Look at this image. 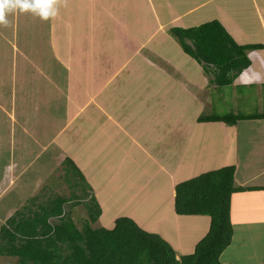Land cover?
<instances>
[{
	"label": "crops",
	"instance_id": "0c3cea01",
	"mask_svg": "<svg viewBox=\"0 0 264 264\" xmlns=\"http://www.w3.org/2000/svg\"><path fill=\"white\" fill-rule=\"evenodd\" d=\"M74 1L58 4L57 15L48 20L29 12L10 14L21 18L17 32L22 35L7 34L8 44L16 41L13 50L7 51L0 35V60L9 68L0 82V227L45 179L65 172L70 160L100 206L95 222L99 228L105 212L116 208L112 220L120 214L132 219L167 241L178 258L194 252L209 230L210 218L174 213L175 186L233 166L234 186L243 190L230 197L233 235L225 250L240 249L228 258L231 262L221 263L261 264L264 257L254 263V253L264 240V118L255 116L264 114V47L246 52L249 66L228 86L211 88L203 84L198 63L167 30L216 20L236 44L264 46V0H114L113 5L92 0L87 16L83 7L78 13ZM105 3L116 12L113 30L122 56L110 55V39L96 37L93 27L71 30L83 26L84 19L104 22ZM143 7L151 12L146 24L139 16ZM59 8L69 13L61 14ZM210 11L212 16L206 18ZM143 26L149 28L147 35L135 38ZM214 95L234 103L253 97L254 113L229 114L254 117L233 124L199 121L200 116L223 115L215 110ZM213 138L219 141L215 153ZM25 154L48 158V169L37 189L10 200L32 162L25 163ZM244 250L242 256L249 257L241 263L238 257Z\"/></svg>",
	"mask_w": 264,
	"mask_h": 264
},
{
	"label": "trees",
	"instance_id": "16d2710c",
	"mask_svg": "<svg viewBox=\"0 0 264 264\" xmlns=\"http://www.w3.org/2000/svg\"><path fill=\"white\" fill-rule=\"evenodd\" d=\"M167 34L205 72L213 69L212 81L218 88L228 86L249 66L247 51L264 47L236 44L216 20L186 29L172 27ZM249 117L254 116L212 114L200 116L199 121L233 124ZM255 117L264 118V114ZM65 165L66 173L83 184L76 166L70 160ZM234 170L233 166L223 167L175 186L177 215L210 218L209 230L192 254L177 258L167 241L127 217L117 218L112 229L92 228L101 209L83 187L87 199L76 197L70 202V198L57 195L36 204L35 210L25 206L14 212L0 227V256L16 258L17 264H224L219 258L233 235L230 197L243 190L234 186ZM79 204L87 213L80 229L70 216L72 208Z\"/></svg>",
	"mask_w": 264,
	"mask_h": 264
},
{
	"label": "rangeland",
	"instance_id": "374dc122",
	"mask_svg": "<svg viewBox=\"0 0 264 264\" xmlns=\"http://www.w3.org/2000/svg\"><path fill=\"white\" fill-rule=\"evenodd\" d=\"M70 1H72V0H60L59 5H63V4H65V2H70ZM127 1H130V0H127ZM61 2H63V3H61ZM74 2H75V4H77L79 6L78 13L81 14L80 8L83 7L84 12H82V13L86 14V16H87L88 7L90 5H92L93 1L92 0H76ZM113 2H114V0H109V3L112 5H113ZM100 4H101V1H100ZM105 5H106V11H105L106 13H104V22L100 21V22H98L99 23V25H98V23L95 24V22L91 21L92 18L88 19V20L84 19L83 26H81V27L72 26L71 30L75 31L74 28L76 27V31L77 30L78 31H82V30L88 31L90 29V27H93V30H94V33L96 34V37H99V38L108 37L110 39L107 42V46H108L110 52H112V54L109 53L108 51L107 52L110 55H113V53H119L120 52L121 56H122L123 52L121 50L120 45L117 43L116 34L113 30V27H114L113 24L114 23H113L112 17H114V13H116V12H114L112 10L111 6H107L106 3H105ZM158 7H159V10L161 8L163 9L164 2H161L158 5ZM59 10H60L61 14L67 15L69 13V11L66 12L65 9L59 8ZM214 10H215V8L213 7V12H214ZM93 11H94V15L98 14L97 10L92 9V7H91L90 12H93ZM163 11L164 10H162V12ZM101 12L102 11H100V14H101ZM107 12H110V14H108ZM29 13L31 14L30 16L35 15L31 12H29ZM124 13L126 14L127 19H131L130 18V12L125 10ZM117 16H120V14H117ZM139 16L144 21L143 24H146L148 21L147 19H149L151 17V12L149 11V13H148L145 10V7H143V10L139 11ZM206 16H207V14H206ZM211 16H212V12L210 11L206 18H209ZM18 18L21 19L20 17H18ZM8 19L10 21L9 26H7V27L0 26V32H1L0 35L2 36V34H3V40L6 43V45H8L7 51L9 48L11 49V47L13 50L16 46V41L14 43L12 42L13 45H12V43L8 44L9 43L8 42L9 36L7 34L10 33L12 35V38L16 37L17 34L19 36L22 35V34H20V31L17 32V29H18L17 25H18V22L20 20L15 19V18H9V17H8ZM21 21H23V20H21ZM148 29L149 28L146 29L145 26H143V28H141L139 30V32L137 29L138 33L134 34L135 35L134 37L135 38L145 37L148 33ZM10 30H12V31H10ZM4 37H6V39H4ZM26 39L29 40L30 43L32 42V38H30L29 36ZM4 47H5V45H4ZM28 48H30V47H28ZM46 48H48V47L46 46ZM30 49H34V48H30ZM1 50H2V46L0 45V51ZM29 52L33 53L32 50H30ZM5 65L3 66V62H1V60H0V82L5 81L6 78L8 77V71H9L8 69L9 68L7 67V65L6 66ZM198 65L200 66L199 68L202 69L203 74H202L201 80H202L203 84L205 86H211V88L216 87V85L212 81L214 78L213 69L209 70L208 72H205L202 68V65H200L199 63H198ZM101 80H103V78H101ZM28 86H29L28 84L25 85L24 89H26ZM45 89H46L47 95L48 94L50 95L52 93L51 90L47 86H45ZM203 89H206V88L204 87ZM206 91H207V89H206ZM5 92H6V88H5ZM205 92H204V94H205ZM213 101L215 102L216 112L219 114H223V115L229 114L231 112L234 113L236 111L240 112L242 114L247 112V111H250L253 113L256 111V107L253 104V103H255L254 102L255 100L253 97L244 98V96H243V98L240 100L239 103H234L229 98H222V97H220V95H214ZM216 139L213 138V143L215 145V147L213 148V153H215L216 148L219 146V141H217ZM27 141H29V139H27ZM194 143H195V141H193V143L191 145L190 152H192V150L194 148ZM17 155H18V151L16 148V157H17ZM21 156H23L25 163H28L29 161H32V162H31V165L29 166L28 170L25 171V173L23 175L22 174L20 175L18 183L13 187V190H12L13 194L9 196L10 200L18 198L20 196V193L25 192L27 189H29V190L37 189L36 185L43 178L42 175L48 169V166H46V161L48 158L44 159V157H43L41 159L36 160V159H34V155H31V154H29V155L25 154V155H21ZM49 178H51V177H49ZM78 180H79L78 178L75 179L74 177H72V175L70 173L67 174L66 171L64 172L62 169V171H59L58 174L56 176H53L52 179H48V180L45 179V182L41 185V187H42V188H40L41 190L38 189L37 191H35L32 194H28L27 197L25 198V202H23V206L21 208L28 206L29 208L34 209L36 204H38L40 202L44 203L47 199H52L54 196H57V195L63 196L66 198H70V202L74 201L76 197L77 198L78 197H86V199H87L88 198L87 196H89V192H87V194H88L87 196H83L82 188L84 187V185L82 184L81 181H78ZM75 182L77 183V185ZM22 183H24L25 185H21ZM40 184H41V182L38 184V186H40ZM35 194H37V195L35 196ZM9 198L7 200H5L6 203L9 201ZM127 209H126V211H127ZM116 211H117L116 208L114 210L112 208L110 211L105 212L104 217H103V228H105V229H112L113 228L114 221L116 219L112 220L111 216L113 215V212L117 213ZM70 216H71L72 221L76 225V227H78L79 229L82 227L83 223L87 220V213H86V210L82 204H79V205L73 207L71 212H70ZM119 217H126V216L120 214V216H118L117 218H119ZM171 219H172V217H170L169 220H171ZM92 227L93 228H99L100 226L97 225L96 223H94V224H92ZM256 247L258 248V250H257V252L254 253L255 254L254 255V257H255L254 261L255 262L254 263H256V261L259 258L261 259L264 257V240L258 242ZM239 249H240L239 247H236V250H234V248L225 250L222 257H220L221 262H223V261L227 262V263L231 262V260L228 258L230 256H232L233 253L237 254V251H239ZM246 251L244 250V251L240 252V254H239L238 259L240 260L241 263L245 262L249 257V255L244 256V257L242 256V255L246 254ZM0 264H17V260H16V258L0 256Z\"/></svg>",
	"mask_w": 264,
	"mask_h": 264
},
{
	"label": "clouds",
	"instance_id": "9594fccd",
	"mask_svg": "<svg viewBox=\"0 0 264 264\" xmlns=\"http://www.w3.org/2000/svg\"><path fill=\"white\" fill-rule=\"evenodd\" d=\"M60 0H0V26L10 25L8 16L14 12H31L43 20L55 17Z\"/></svg>",
	"mask_w": 264,
	"mask_h": 264
}]
</instances>
